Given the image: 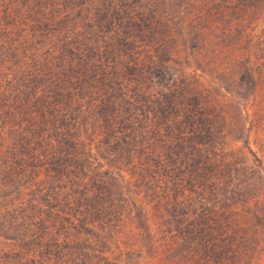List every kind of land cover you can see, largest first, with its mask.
<instances>
[{"label": "trees", "instance_id": "trees-1", "mask_svg": "<svg viewBox=\"0 0 264 264\" xmlns=\"http://www.w3.org/2000/svg\"><path fill=\"white\" fill-rule=\"evenodd\" d=\"M214 11L241 38L264 0H0V264L262 259L264 123L175 56L220 47L195 25Z\"/></svg>", "mask_w": 264, "mask_h": 264}, {"label": "rangeland", "instance_id": "rangeland-1", "mask_svg": "<svg viewBox=\"0 0 264 264\" xmlns=\"http://www.w3.org/2000/svg\"><path fill=\"white\" fill-rule=\"evenodd\" d=\"M227 12L231 15V11L227 10ZM212 14L207 22L197 18L195 25L199 31L203 30L208 34V43L219 44L220 47L214 50L209 47L206 51L196 53L179 44L175 56L180 61L186 62L192 70L203 75L206 85L214 91L213 97L221 103L229 119L245 121L246 125L251 120L264 123V107L262 108L261 103L258 102L256 93L247 99L249 94L237 86L239 71L243 69V63L247 57L251 59L252 67L249 68L255 72V77H259L258 72L264 69L260 53L257 51V54L251 56L247 50L248 46L255 45L257 48L262 45L264 14L257 11L252 15L250 12L241 14L245 21L241 38L237 37L238 33L229 34L226 31L227 23L217 14V11ZM250 142L253 150L259 156H264L262 146L260 147L256 142L253 134H251ZM238 146H241V143ZM262 255V259L257 261V264H264V251Z\"/></svg>", "mask_w": 264, "mask_h": 264}]
</instances>
